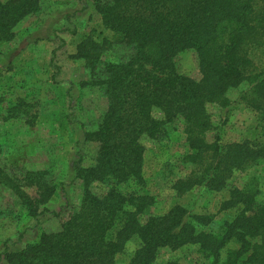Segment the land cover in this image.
<instances>
[{
	"label": "trees",
	"instance_id": "1",
	"mask_svg": "<svg viewBox=\"0 0 264 264\" xmlns=\"http://www.w3.org/2000/svg\"><path fill=\"white\" fill-rule=\"evenodd\" d=\"M40 4L41 0H0V46ZM94 5L112 36L85 35L73 54L88 69V83L107 99L96 127L83 133L84 140L98 144L93 163L84 166L78 158L73 164L81 197L57 231L43 230L19 250L4 248L0 257L6 264H114L136 235L140 246L127 264H152L160 248L174 250L188 243L198 245L208 259L204 264H264V201L257 202L254 189L228 190L218 210L235 213L219 231L198 230L195 225H208L213 215L189 214L179 204L146 215L154 196L120 189L122 184L144 187L141 138H155L176 117L183 121L189 150L184 160L193 166L172 185L179 195L197 186L224 190L235 170L264 157V144L244 141L222 146L218 136L211 142L205 137L211 128L206 103L226 105V92L243 82L249 86L242 99L264 120V78L249 56L252 47H264V0H94ZM113 42L130 48L131 54L102 62ZM187 49L196 52L199 80L176 70L175 56ZM24 107L20 100L7 113L17 115ZM154 109L162 116L155 117ZM42 174L29 171L22 178L39 190L31 197L17 178L0 169V188H12L32 218L48 211L44 205L54 193ZM93 183L105 185L103 194L92 191ZM231 242L237 247L223 255Z\"/></svg>",
	"mask_w": 264,
	"mask_h": 264
},
{
	"label": "rangeland",
	"instance_id": "2",
	"mask_svg": "<svg viewBox=\"0 0 264 264\" xmlns=\"http://www.w3.org/2000/svg\"><path fill=\"white\" fill-rule=\"evenodd\" d=\"M88 34L97 39L112 36L101 24L94 0H41L40 8L23 18L14 27V37L0 46V169L9 178H17L20 188L31 197H36L39 190L35 184L22 180L26 172L42 170V181L54 188L44 205L48 211L37 218L30 216L12 188H0V253L4 248L21 249L37 239L43 230L57 231L62 219L81 197V184L74 178L73 164L78 158L84 166L93 163L98 144L84 140L83 133L96 127L107 107V99L99 88L88 83L90 75L83 61L73 57L77 43ZM129 54L130 48L113 42L101 61L124 60ZM249 56L264 78V47H252ZM174 60L179 73L200 79L198 58L193 49L178 53ZM248 86V82H243L229 89L225 94L226 105L206 103L211 121L205 135L208 142L218 136L222 146L244 141L257 146L264 144V120L242 99ZM20 100L25 105L23 111L17 115L7 113V108ZM153 115L162 116L157 109L153 110ZM183 129L182 119L176 117L165 124L155 138L142 137L144 187L120 185L123 192L154 196L155 202L146 215L161 214L173 204H179L189 214L213 215L208 225H195L198 230L219 231L223 222L235 213V210H218L231 187L252 188L257 202L264 201V157L235 170L224 190L211 191L197 186L177 194L173 183L187 176L193 168L184 160L189 150ZM91 189L101 195L105 185L93 183ZM52 212L59 215L52 216ZM237 245L229 243L223 255ZM139 246V238L132 236L114 264H127ZM168 260L179 264L208 261L193 243L174 250L160 248L152 264H164ZM0 264H6L2 257Z\"/></svg>",
	"mask_w": 264,
	"mask_h": 264
}]
</instances>
